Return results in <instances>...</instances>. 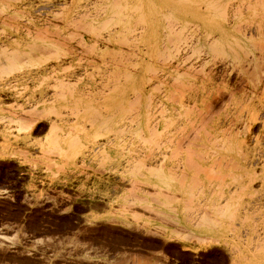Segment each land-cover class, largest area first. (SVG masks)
<instances>
[{
  "label": "rangeland",
  "instance_id": "rangeland-1",
  "mask_svg": "<svg viewBox=\"0 0 264 264\" xmlns=\"http://www.w3.org/2000/svg\"><path fill=\"white\" fill-rule=\"evenodd\" d=\"M183 3L0 0V264H264V0Z\"/></svg>",
  "mask_w": 264,
  "mask_h": 264
},
{
  "label": "bare ground",
  "instance_id": "bare-ground-1",
  "mask_svg": "<svg viewBox=\"0 0 264 264\" xmlns=\"http://www.w3.org/2000/svg\"><path fill=\"white\" fill-rule=\"evenodd\" d=\"M143 1H146V0H143ZM179 1V4L182 6L184 5L183 2H186L185 4L187 5V9L190 10V17L192 18H200L201 16H204V15H201V12L200 10V4L202 2V0H178ZM113 2V1H112ZM176 2V1H175ZM123 3V2H122ZM148 3V2H147ZM110 4V2H109ZM120 4V2H119ZM119 4L117 5V8L119 7ZM231 4V3H230ZM226 5V4H225ZM110 6V5H109ZM147 6V5H146ZM150 6V5H149ZM125 7V5H123V8ZM180 7V6H179ZM119 8H122V7H119ZM225 8V6H224ZM110 9V7L108 8V10ZM169 9V8H168ZM121 10V9H120ZM112 12V11H111ZM142 12V10H141ZM173 12V11H172ZM113 13V12H112ZM140 13V12H139ZM148 13V12H147ZM181 13V12H180ZM142 14V13H141ZM163 14V13H162ZM183 15V14H182ZM168 16V15H167ZM171 16V15H170ZM164 17V15H163ZM174 17V16H173ZM172 17V18H173ZM119 18V17H118ZM108 19V18H107ZM140 19V17H139ZM143 21V20H142ZM177 34V33H176ZM8 61L10 62L8 64V67H16L17 66V63L13 62L12 59H8ZM7 67V66H5ZM130 77V76H129ZM163 163L161 164H158L159 168L157 169L156 171V174H157V184L160 188V191L162 192L163 188L165 187L166 185V181H165V178H166V175L164 173V167L162 165ZM262 186L264 188V179L262 181Z\"/></svg>",
  "mask_w": 264,
  "mask_h": 264
}]
</instances>
